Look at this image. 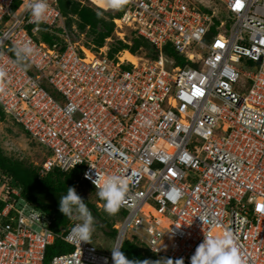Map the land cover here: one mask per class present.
Segmentation results:
<instances>
[{
  "label": "built area",
  "instance_id": "1",
  "mask_svg": "<svg viewBox=\"0 0 264 264\" xmlns=\"http://www.w3.org/2000/svg\"><path fill=\"white\" fill-rule=\"evenodd\" d=\"M217 1L221 14L211 0H128L96 47L79 44L58 0L40 24L25 0H0V107L44 147L38 176L77 169L74 187L95 190L86 172L128 180L106 252L70 236L79 221L53 230L0 170V264H46L56 238L72 249L47 264H113L126 239L190 263L205 235L225 232L244 264H264V0ZM132 37L150 50L109 55ZM23 43L34 52L16 57Z\"/></svg>",
  "mask_w": 264,
  "mask_h": 264
},
{
  "label": "trees",
  "instance_id": "2",
  "mask_svg": "<svg viewBox=\"0 0 264 264\" xmlns=\"http://www.w3.org/2000/svg\"><path fill=\"white\" fill-rule=\"evenodd\" d=\"M58 6L63 15L66 16L65 24L71 30V24L74 22L78 29L87 30V33L92 36V44L96 47L104 44L105 38L110 36L113 31L114 23L112 17L118 16L123 7L115 10V12L102 15L99 11L81 4L78 0H58ZM44 40L50 42L52 38L47 35L42 36ZM87 44V43H86ZM143 46L144 49L150 50V45L142 37H132L131 44H127L121 40H115L110 44L109 55L122 49H129L133 54L136 53L138 47ZM166 52L173 55L174 53L166 49ZM177 64H183L179 57L176 56ZM5 114L0 107V119H3ZM24 132L25 130L21 125L17 124ZM27 134V133H26ZM39 167L32 165L25 166L21 161L12 159L4 154L0 147V170L6 174H11L16 181V184L21 189V196L33 204L36 208L42 210L52 217V228L58 231L64 227L70 220L68 217L59 212V200L62 195L67 193L69 186H74V178H77V169L69 172H61L58 170L49 171L44 176H38ZM80 195L85 201L88 208L91 210L94 218V227L102 231V235L106 238L114 240L116 230L112 228V221L102 217L101 213L97 210V204L90 202L85 196ZM98 201L103 202L98 198ZM120 213V211L118 212ZM94 232L92 238H94ZM99 247V246H98ZM72 249V246L56 238L53 244H50L46 249L45 263H49L52 256L66 252ZM120 250L130 260H149L153 261L155 254L148 250H143L139 244L134 240H124L120 246ZM175 264L176 259L168 258ZM154 262V261H153ZM184 264H190L184 261Z\"/></svg>",
  "mask_w": 264,
  "mask_h": 264
},
{
  "label": "clouds",
  "instance_id": "3",
  "mask_svg": "<svg viewBox=\"0 0 264 264\" xmlns=\"http://www.w3.org/2000/svg\"><path fill=\"white\" fill-rule=\"evenodd\" d=\"M110 8L120 9L128 0H106ZM49 9L48 0H25L24 10L30 13V19L36 24L46 21ZM16 57L21 52L28 56L33 54L34 48L30 43L17 44L13 47ZM131 53V52H130ZM133 54V53H132ZM6 76L5 70L0 67V81ZM3 86L0 84V92ZM85 178L91 180L95 185L96 194L104 202V211L109 215H116L122 206L127 202L128 180L121 175H103L95 171V178L90 172L85 173ZM59 212L69 219H77L80 222L74 224L70 230V236L81 242H90L94 231L95 218L91 210L86 205L83 198L78 195L74 186L67 188V193L59 200ZM202 223H208L206 219L200 217ZM113 264H173L171 259L149 261L130 260L118 248L111 250ZM175 264H184L183 258L177 259ZM190 264H244L240 250L230 232L222 235H205L204 240L196 247L194 254L190 258Z\"/></svg>",
  "mask_w": 264,
  "mask_h": 264
},
{
  "label": "rangeland",
  "instance_id": "4",
  "mask_svg": "<svg viewBox=\"0 0 264 264\" xmlns=\"http://www.w3.org/2000/svg\"><path fill=\"white\" fill-rule=\"evenodd\" d=\"M80 3L99 11L102 15H107V13L115 12L116 10L110 7L102 8L90 0H82ZM210 4L215 5L216 10L219 12V14H221V4L218 3L217 0H211ZM72 24H74V22H72ZM73 35L79 44L87 42H89V45L92 44V36L87 33L86 29L80 30L76 26V31H73ZM145 50L148 49L145 48ZM136 54L141 55L142 52L136 51ZM0 147L2 148L5 155L12 159L21 161L25 166L32 165L38 167L45 156L44 147L35 142L28 134H26V132H24L15 122H13V120L7 116H5L3 119H0ZM82 185L83 187L75 188L76 192L85 196L90 202L95 204V202L98 200L96 190L92 187H89L86 183ZM101 203V206L97 205V210L101 213L102 217L109 221L116 220L117 214L109 216L104 211V202ZM73 220L79 221L75 218H73ZM93 232L95 235V239L93 240L94 243H96V245H98L101 250L108 252L112 248L114 240L112 238H106L104 235H102V231L96 227H94ZM165 259L167 258H160L156 256L153 258V261Z\"/></svg>",
  "mask_w": 264,
  "mask_h": 264
},
{
  "label": "bare ground",
  "instance_id": "5",
  "mask_svg": "<svg viewBox=\"0 0 264 264\" xmlns=\"http://www.w3.org/2000/svg\"><path fill=\"white\" fill-rule=\"evenodd\" d=\"M90 1L102 8H109L108 4L106 3V0H90ZM123 58H126L131 61L136 60L135 57L128 51H125L123 53Z\"/></svg>",
  "mask_w": 264,
  "mask_h": 264
},
{
  "label": "crops",
  "instance_id": "6",
  "mask_svg": "<svg viewBox=\"0 0 264 264\" xmlns=\"http://www.w3.org/2000/svg\"><path fill=\"white\" fill-rule=\"evenodd\" d=\"M65 16V15H64Z\"/></svg>",
  "mask_w": 264,
  "mask_h": 264
}]
</instances>
